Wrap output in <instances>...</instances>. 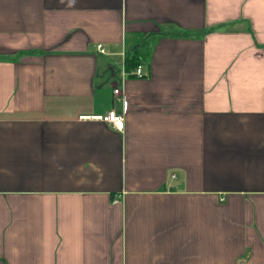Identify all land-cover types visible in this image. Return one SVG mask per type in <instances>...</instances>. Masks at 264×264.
Listing matches in <instances>:
<instances>
[{"label":"crops","instance_id":"1","mask_svg":"<svg viewBox=\"0 0 264 264\" xmlns=\"http://www.w3.org/2000/svg\"><path fill=\"white\" fill-rule=\"evenodd\" d=\"M0 264H264V0H0Z\"/></svg>","mask_w":264,"mask_h":264},{"label":"built area","instance_id":"2","mask_svg":"<svg viewBox=\"0 0 264 264\" xmlns=\"http://www.w3.org/2000/svg\"><path fill=\"white\" fill-rule=\"evenodd\" d=\"M98 51L102 54H106V51L102 45H99ZM145 76L143 67L139 66L135 70L128 72L125 68L124 60H123V67H122V77H121V83L122 86H117L114 88V103H122L124 112L123 114H119L115 109H111L109 112H107L104 115L100 116H83L80 119L81 120H96L108 123L112 125L116 130L123 131L125 127V117L124 114L128 109V103L126 102L125 97V91H124V83L126 81V78L128 77H135V78H143Z\"/></svg>","mask_w":264,"mask_h":264},{"label":"trees","instance_id":"3","mask_svg":"<svg viewBox=\"0 0 264 264\" xmlns=\"http://www.w3.org/2000/svg\"><path fill=\"white\" fill-rule=\"evenodd\" d=\"M188 36V35H185ZM142 46L147 47L148 42L142 41ZM127 50L125 57H124V64L125 68L128 72H131L138 68L139 66H142L148 57L149 54H144L142 51L139 50Z\"/></svg>","mask_w":264,"mask_h":264},{"label":"rangeland","instance_id":"4","mask_svg":"<svg viewBox=\"0 0 264 264\" xmlns=\"http://www.w3.org/2000/svg\"><path fill=\"white\" fill-rule=\"evenodd\" d=\"M127 49H128V51L130 50V42H128V48ZM109 59H113V58H109ZM117 62H118V64H117L118 68L121 69V62L118 60H117Z\"/></svg>","mask_w":264,"mask_h":264}]
</instances>
